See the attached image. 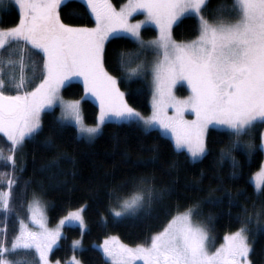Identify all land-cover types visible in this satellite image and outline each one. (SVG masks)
I'll list each match as a JSON object with an SVG mask.
<instances>
[{"label":"snow or ice","instance_id":"snow-or-ice-1","mask_svg":"<svg viewBox=\"0 0 264 264\" xmlns=\"http://www.w3.org/2000/svg\"><path fill=\"white\" fill-rule=\"evenodd\" d=\"M73 4L86 7L95 20L94 27L62 21L61 10ZM9 5L18 12V22L0 27V53L8 50L7 58L0 54V134L10 143L7 155L0 148V161L11 166L10 172L0 173V183L7 182L6 190H0V214L5 221L13 212V188L19 183L17 153L43 131L42 114L55 106L61 109L57 128L72 126L80 139L95 140L110 121L140 127L145 133L159 128L171 134L176 152L186 153L192 162L208 153L209 127L222 129L228 139L219 149L220 161L231 162L232 178L238 177L240 168L234 152L243 153L248 160L257 152L264 153V131L259 133V143L256 136L258 125H264V0L221 3L211 19L204 14L208 0H128L119 11L109 0H0V10ZM139 11L145 13L146 20L130 23L129 17ZM186 16L197 21V35L178 42L172 36L173 26ZM148 22L155 25L158 35L145 41L141 28ZM121 32L136 45L134 52L118 54L125 78L131 81L146 75L149 68L151 71L152 113L147 117L127 102L119 79L104 67L105 42ZM150 51L155 60L149 65L141 56ZM26 54L42 56V67L31 61V75ZM37 73L42 78L27 90ZM75 78L82 81L84 96L65 100L61 89ZM181 82L190 90L184 98L173 91ZM13 91L15 94H10ZM89 95L99 104V114L91 125L85 122L81 109ZM186 112L193 113L195 119L186 120ZM45 145L53 146L50 139ZM19 171H23L22 164ZM252 182L257 199L264 197V163ZM171 194L172 189L157 188L150 177L133 178L110 194L115 201L111 215L117 220L137 216ZM207 203L219 205L222 201L209 199ZM228 203L238 201L229 195ZM85 208L82 205L69 211L55 229H49L38 195L33 193L29 211L37 230L20 219L9 243L6 224L0 228V264H50L49 254L61 239L64 225L78 223L81 233L86 231ZM200 214V201L183 210L178 206L150 242L130 247L111 237L99 247L111 264H252L255 239L250 238L251 225L255 218V232H264V201L259 207L253 203L251 211L241 209L234 217L239 226L224 235V242L214 252L208 247L210 225L195 219ZM72 247L73 251L80 249L81 240L73 241ZM69 264L80 261L73 257Z\"/></svg>","mask_w":264,"mask_h":264},{"label":"trees","instance_id":"trees-1","mask_svg":"<svg viewBox=\"0 0 264 264\" xmlns=\"http://www.w3.org/2000/svg\"><path fill=\"white\" fill-rule=\"evenodd\" d=\"M124 1L111 0L116 6ZM231 2L232 0H208L204 14L211 19L215 15L213 10L219 4L230 5ZM0 14V27H10L18 22V12L12 7L1 10ZM61 19L76 27H90L95 22L91 13L80 4L63 8ZM141 31L144 38H151L156 34L152 26H144ZM172 34L176 40L195 36L197 21L187 16L181 18L173 26ZM133 50H136V45L126 35L110 37L105 42L104 67L119 79V87L125 92L127 102L141 112H148L150 88L147 81L139 77L127 80L118 65V54ZM0 54L7 58L8 50L5 49ZM41 58L42 56L35 55L40 64ZM179 90L186 91L181 88ZM83 94L84 88L79 81H72L62 88V95L67 98H81ZM81 108L85 122L94 123L97 104L85 97ZM57 118V108L46 110L42 114L43 131L34 140H27L17 153L16 175L19 183L13 188V212L7 221L0 214V228L6 224L9 243L18 230L19 220L26 218V202L33 193L47 202L50 223L56 222L69 210L86 205L83 212L86 231L82 234L78 226H64L60 242L50 254L52 259H67L72 253V239L81 235L82 247L76 254L83 264H111L93 246L94 242L101 241L109 234L117 235L127 244L148 242L176 213L178 206L183 210L184 206L194 201L201 202V214L196 219L209 224V233L219 242L224 234L239 226L234 217L242 208L251 211L253 203L259 207L264 201V197L257 199L251 181L264 154L257 152L248 160L243 153L234 152L240 168L238 177L232 178L231 162L220 161L219 149L228 139L222 129L209 127L206 133L208 153L200 161L192 162L186 153H177L170 138L157 129L145 133L140 127L110 121L103 126L101 134L89 142L78 138L72 126L58 129ZM262 127L263 125L257 127V143ZM49 139L53 145L51 148L45 145ZM9 147L10 143L0 134V148L4 149L6 155ZM53 161L56 164L50 167ZM20 164L23 165L22 172L19 171ZM10 171L11 166H5L0 161V173ZM142 176L152 178L157 188L172 189V194L162 202L153 204L150 210L145 209L137 216L117 220L111 215V206L115 201L110 194L117 187ZM6 185L4 180L0 183V190H6ZM239 192H243V195H238ZM229 195L238 203L229 205ZM209 199H220L222 203L210 204L207 203ZM261 223L264 224V218H261ZM256 227L254 218L251 225L253 235L250 238L255 239V244L250 258L252 264H264V232L256 233Z\"/></svg>","mask_w":264,"mask_h":264},{"label":"rangeland","instance_id":"rangeland-1","mask_svg":"<svg viewBox=\"0 0 264 264\" xmlns=\"http://www.w3.org/2000/svg\"><path fill=\"white\" fill-rule=\"evenodd\" d=\"M109 3H111L112 6H113L117 11H119L121 7H123L124 5H126V4L128 3V0H125L123 3H121V4L118 5V6L114 5V4L111 2V0H109ZM9 7H11V6L9 5L6 9H9ZM0 12H1V10H0ZM0 15H1V14H0ZM145 20H146V15H145V13L142 12V11L134 12V13L132 14V16L129 17V22H130V23H137L138 21H145ZM94 21H95V20H94ZM94 26H95V23H94L93 26H90V27H94ZM144 26H152V27L156 30V34H155V36H153V37H151V38H144V37L142 36L143 39H144L145 41L152 40V39H154V38L158 35V31H157V29H156V27H155L154 24L148 22V23L143 24V25H142V28H143ZM142 28H141V30H142ZM116 35H126V34H124V33L121 32V33H118V34H116ZM116 35H114V36H116ZM141 35H142V31H141ZM196 35H197V34H196ZM196 35H195V36H196ZM172 36H173V34H172ZM195 36H193V37H191V38H188V39H185V40H176L174 37H173V39H175V40L178 41V42H180V41H189V40L195 38ZM134 51H135V50H133V51H131V52H134ZM17 56H18V53H17ZM41 59H42V58H41ZM141 59L146 60V61L148 62V64L150 65L151 62H153V61L155 60V54H154L153 52L150 51V52H148L146 55L141 56ZM32 60H37V59H35V55H32L31 57H28L27 54H26V62L29 64V68H28V73H29V75H31V66H30V65H31V61H32ZM137 62H138V61H137ZM40 65H41V67H42V60H41V64H40ZM132 66L134 67L135 64H133ZM109 74H110V73H109ZM110 75H112V74H110ZM113 76H114V75H113ZM40 78H42V77H40V76H39V73H37V79H35L34 81H32V83L28 86L27 90L30 91L32 87H35V85H36L37 83H39V79H40ZM139 78H143V79H145V80L147 81L148 85H149V88H150L149 111H148V112H141L140 110L137 109V110H138L143 116L147 117V116H150L151 113H152V91H153V86H152V76H151L150 68H149V71L147 72L146 75L140 76ZM72 81H79V82L82 83V81H81L79 78L72 79V80L69 81L68 83H70V82H72ZM68 83H66V84H68ZM66 84H65V85H66ZM82 85H83V83H82ZM83 88H84V86H83ZM179 88H181V89H186V91H185V92H184V91H183V92H180ZM120 89H121V88H120ZM121 91H122V90H121ZM173 91H174V94H175L177 97H179V98L187 97V96L190 94V90L188 89L187 84L184 83V82L178 83V84L175 86V88L173 89ZM10 94H15V92L13 91V92H11ZM61 96H62L65 100H78V99H80V98H67V97H64V96L62 95V89H61ZM83 96H84V94H83ZM86 98H90L91 100H93V101L97 104V107H98L97 115H98V114H99V104H98V102L95 100L94 97H92V96H90V95L87 96ZM54 108H57V109H58V117H59V116L61 115V109H60V107H59V106H55ZM52 109H53V108H52ZM81 109H82V108H81ZM48 110H51V109H48ZM168 115H172V110H171V109H168ZM96 117H97V116H96ZM184 118H185L186 120H194V119H195V115H194L193 113H191V112H186L185 115H184ZM115 122H118V121H115ZM94 123H95V122H94ZM94 123H91V124H94ZM87 124H89V123H87ZM91 124H89V125H91ZM210 127H212V126H210ZM156 129L159 130L163 135H165V136H167L168 138H170V140L172 141V139H171V134H170L169 132H163V131L160 130L159 128H156ZM262 131H264V125H263V127H262ZM172 143H173V141H172ZM263 154H264V153H263ZM262 163H264V158H263ZM259 170H260V167H259V168H258L253 174H252V176H251V181H252V178H253L254 174H255L256 172H258ZM252 184H253V186H254V183H253V182H252ZM254 188H255V186H254ZM32 198H33V195L30 196L29 199H28L27 202H26V211H27V215H26V218L23 219V220L25 221V223H26L30 228H32L33 230H37V229H36V226H35L34 224H32V222H31V220H30L31 213H30V211H29V201H31ZM38 198H39V200H40V208H41V211H42L43 214H44V217H45V220H46V223H47V227H48L49 229H55V228L57 227V225L59 224V221H60L64 216H66V215L68 214L69 211H75L76 209H78V208H80V207L82 206V205H81V206H78V207H76V208H74V209L69 210L68 212H66L65 214H63L62 216H60L56 222H54V223H50L49 220H48V214H47V202H46L41 196H39V195H38ZM114 204H115V203H113V205L111 206V209H112V207L114 206ZM170 219H171V218H170ZM195 219H196V218H195ZM196 220H197V219H196ZM197 221H198V220H197ZM64 226H66V225H64ZM64 226L61 228L62 233H64V231H63ZM72 226H78V227H79L78 223H77V224H72ZM79 228H80V227H79ZM18 229H19V225H18ZM80 230H81V229H80ZM161 230H162V229H161ZM17 231H18V230H17ZM234 231H235V230H234ZM228 233H229V232H228ZM224 235H225V234H224ZM224 235H223L221 241L216 242L215 239L212 237V235L209 233V241H208L209 251H213V252H214V251L216 250V248H218V247L224 242V239H223V238H224ZM111 237H116L117 240H118L120 243H122V244H126V245H128V246H130V247H134L135 245H137V244H127V243H124V242L121 241V239H120L117 235H115V234H109V235L105 236L101 241H99V242H94V243H93V246H95L96 248H98V249L101 251L103 257H104L106 260H108L110 263H111V261H110L107 257H105V255L103 254L102 249H101L99 246L102 245L106 239H109V238H111ZM75 240H81V235H79L78 237H74V238L72 239V245H73V241H75ZM59 242H60V240L58 241L57 245L59 244ZM148 242H150V240H149ZM138 244H140V243H138ZM57 245H56V246H57ZM56 246H54V248H55ZM81 247H82V242H81ZM54 248H53V249H54ZM76 251H77V250H76ZM76 251H73V247H72V253H71L70 256H69L67 259H65V260L52 259V258L50 257V254H51V253H50V254H49V261H50V264H56L57 261H59V264H69V262L72 261V258H73V257H75L77 260H79V261H80V264H83V263L81 262V260L78 258L77 254H76ZM32 255H34V252H33ZM29 259L31 260V256H29ZM37 259H38V258H37ZM137 264H142V261L137 262Z\"/></svg>","mask_w":264,"mask_h":264}]
</instances>
